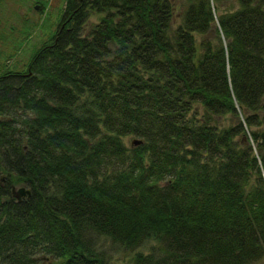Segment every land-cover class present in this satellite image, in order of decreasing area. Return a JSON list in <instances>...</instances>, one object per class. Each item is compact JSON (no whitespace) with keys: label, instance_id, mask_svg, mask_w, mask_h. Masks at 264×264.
I'll return each mask as SVG.
<instances>
[{"label":"trees","instance_id":"16d2710c","mask_svg":"<svg viewBox=\"0 0 264 264\" xmlns=\"http://www.w3.org/2000/svg\"><path fill=\"white\" fill-rule=\"evenodd\" d=\"M174 1L64 0L0 72V264H264V0Z\"/></svg>","mask_w":264,"mask_h":264},{"label":"rangeland","instance_id":"374dc122","mask_svg":"<svg viewBox=\"0 0 264 264\" xmlns=\"http://www.w3.org/2000/svg\"><path fill=\"white\" fill-rule=\"evenodd\" d=\"M63 3L64 0H0V72L7 69L22 70L26 67L33 52L52 36ZM176 3L178 4V0L173 3L178 9ZM96 16L98 15L92 13L86 23H93ZM131 138L134 139L132 135L120 137L126 146L134 144L130 142ZM151 243L152 241L147 239L130 252L112 250V246L107 245L106 241L103 246L109 247L105 253L111 257V264H126L135 251L145 253ZM47 261L42 259L41 262ZM256 264L263 263L258 261Z\"/></svg>","mask_w":264,"mask_h":264},{"label":"water","instance_id":"95a60500","mask_svg":"<svg viewBox=\"0 0 264 264\" xmlns=\"http://www.w3.org/2000/svg\"><path fill=\"white\" fill-rule=\"evenodd\" d=\"M130 142L137 144L139 142V140L131 138ZM10 194H11V196L15 197L16 199H20L21 196H23V195L28 196L30 194V188L26 187L24 185L15 186V185L11 184L10 185Z\"/></svg>","mask_w":264,"mask_h":264},{"label":"flooded vegetation","instance_id":"af4514ba","mask_svg":"<svg viewBox=\"0 0 264 264\" xmlns=\"http://www.w3.org/2000/svg\"><path fill=\"white\" fill-rule=\"evenodd\" d=\"M2 179V178H1ZM22 197V196H21Z\"/></svg>","mask_w":264,"mask_h":264}]
</instances>
